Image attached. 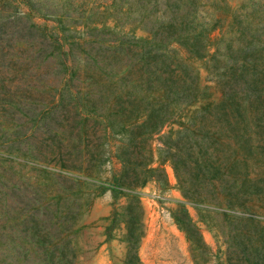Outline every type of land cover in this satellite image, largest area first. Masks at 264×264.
<instances>
[{"label":"trees","instance_id":"1","mask_svg":"<svg viewBox=\"0 0 264 264\" xmlns=\"http://www.w3.org/2000/svg\"><path fill=\"white\" fill-rule=\"evenodd\" d=\"M25 2L56 17L63 29L70 23L89 29L88 38L76 42L89 44L83 50V65L76 68L72 63L69 46L59 57L60 70L69 75L65 86L81 72L90 80L86 87L67 91L74 113L80 115L81 130L92 120V130L100 128L105 138L120 135L117 180L127 189L116 191L115 185L110 189L124 193L126 199L121 264H142L137 254L142 208L136 191L150 179L161 180V166L167 161L186 200L196 204L214 200L234 212L238 228L233 244L225 242L226 257L219 264H264V218L256 219V211H264V20L244 24L232 13L227 25L234 33L223 39L213 35L224 26L221 19H204L199 0ZM108 19L114 26L132 25L148 36L119 35L114 27L103 25L110 36L98 38L104 29L94 24ZM118 57L119 66L114 64ZM186 59L207 63L220 91L217 101L202 102L198 74ZM64 100L61 93L40 118L52 117V110ZM64 124L48 129L50 136L80 139L75 118L67 115ZM164 127L168 129L159 136L155 158L153 136ZM8 136L17 143L6 142L0 150V236L5 242L1 255L9 264H75L73 235L79 210L60 207L67 199L60 190L43 195L31 189L26 173L9 164L16 159L27 162L28 150L21 143L29 135L22 129L0 128V140ZM96 148L101 150V145ZM36 151L33 157L40 161L44 156ZM102 155L98 150L100 159ZM155 161L158 165L152 166ZM117 214L113 209V219ZM192 227L189 221L182 226L187 234L193 233Z\"/></svg>","mask_w":264,"mask_h":264},{"label":"rangeland","instance_id":"2","mask_svg":"<svg viewBox=\"0 0 264 264\" xmlns=\"http://www.w3.org/2000/svg\"><path fill=\"white\" fill-rule=\"evenodd\" d=\"M198 9L206 20L221 19L224 26L221 30H215L213 35L223 39L234 33L227 25L232 13L244 24L250 22L255 25L257 20H264V0H199ZM94 25L102 29L103 25L106 28L114 27L119 35L148 36L146 31L132 25L114 26L111 19L104 24ZM88 31L81 26L74 28L71 23L63 29L56 17L31 9L25 0H0V128L22 129L25 135H29L21 143V147L28 150L27 162L19 163L20 159H16L9 164L14 170L26 173L25 178L31 183V189L43 195L60 190L67 197L60 202V207L79 210L75 223L77 231L73 235L75 264H121L125 254L122 207L126 199L124 193L115 194L110 189L111 185L116 186V191L124 192L127 189L119 186L117 180L121 169V162L116 156L120 135L105 138L100 128L92 130V120L87 121V129L81 130L80 115L74 113L75 107L70 104L67 91L74 90L76 86L86 87L90 80L81 72L74 75L69 86H65L69 75H66L67 71L60 70L59 57H63V51L69 46L72 47V63L76 68L83 65V50H88L89 44L78 46L76 42H79V38L80 41L87 39ZM109 34L104 29L99 32L98 38H108ZM69 42L75 43L71 46ZM179 54L185 57L182 50H179ZM120 61L118 57L114 64L119 66ZM185 62L195 67L198 74L204 94L202 102L217 101L220 91L207 72V63L187 59ZM61 93L65 98L64 104L52 110V117L40 118L52 108L50 106ZM67 115L77 120L75 130L80 139L75 136L73 141L60 139L59 136H50L47 131L52 127L63 128ZM167 129L164 127L160 134L153 136L155 158L160 145L159 136ZM94 131L96 134H93ZM85 134L89 135L87 139H84ZM6 142L17 143L8 136L3 142L0 140V150L6 146ZM97 144L101 145V159ZM37 149L44 156L39 157L40 161L33 157ZM157 165L156 161L152 164ZM161 168L164 174L161 180L150 179L136 191L142 208L143 235L137 247L141 263L223 262L226 257L225 242L228 240L233 244L231 238L238 228L234 212L223 210L214 200L209 204L186 200L171 163L164 162ZM113 209L118 213L114 219ZM256 217L264 218V211H256ZM187 221L192 224L193 233L187 234L183 230L182 226ZM4 246V239L0 236V264H9V258L4 259L1 255Z\"/></svg>","mask_w":264,"mask_h":264}]
</instances>
